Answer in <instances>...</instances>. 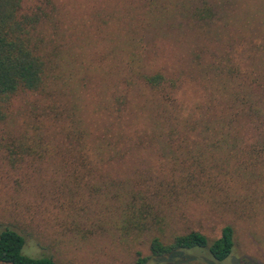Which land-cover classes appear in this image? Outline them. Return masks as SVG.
Instances as JSON below:
<instances>
[{"label":"rangeland","instance_id":"rangeland-1","mask_svg":"<svg viewBox=\"0 0 264 264\" xmlns=\"http://www.w3.org/2000/svg\"><path fill=\"white\" fill-rule=\"evenodd\" d=\"M21 13L42 17L53 69L44 92L1 108L0 230L56 264H134L155 234L127 230L128 204L163 191L165 236L234 230L225 262L196 250L182 264H264V128L231 103L246 78L264 99V0H22Z\"/></svg>","mask_w":264,"mask_h":264},{"label":"trees","instance_id":"trees-1","mask_svg":"<svg viewBox=\"0 0 264 264\" xmlns=\"http://www.w3.org/2000/svg\"><path fill=\"white\" fill-rule=\"evenodd\" d=\"M22 0H0V121L4 120L2 106L24 92L40 93L49 86L53 69L51 55L44 53V40L37 33L42 17L38 13H21ZM55 63V62H54ZM139 77L140 84L153 90L159 89L166 82L160 74ZM241 97L235 92L231 95L234 106L241 105L244 117L251 122V128H264V99L254 97L253 84L248 80ZM48 90L45 92L47 93ZM263 118V119H262ZM261 119V124H258ZM40 141V140H39ZM41 142V141H40ZM13 150L17 145L12 143ZM22 144L20 154H36ZM185 187H192V181H183ZM139 207L133 202L128 204L134 213L128 219V231L138 234H155L148 242L149 256L137 255L134 264H147L151 259H157L173 264H182L178 260L183 252L203 251L214 262L222 263L228 260L234 249V230L224 226L218 237L207 238L197 231L184 234L165 236L170 220L163 211L161 201L166 199L163 191L147 190L141 192ZM137 208V209H136ZM136 209V211H135ZM25 238L17 231L5 227L0 230V264H56L49 256L30 257L23 253ZM176 259V260H175Z\"/></svg>","mask_w":264,"mask_h":264}]
</instances>
